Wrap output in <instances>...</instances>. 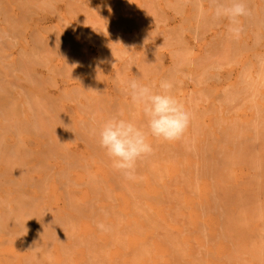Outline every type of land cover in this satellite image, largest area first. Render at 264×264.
<instances>
[{
    "label": "rangeland",
    "instance_id": "1",
    "mask_svg": "<svg viewBox=\"0 0 264 264\" xmlns=\"http://www.w3.org/2000/svg\"><path fill=\"white\" fill-rule=\"evenodd\" d=\"M246 2H247V7L250 9V15L241 18L243 31L239 38H235L231 36L227 31V26H228L227 20L216 21L213 19L211 15L212 9L214 7L213 0H0V160L3 162L5 161V163L0 162V176L3 175V177L2 176L0 177V184H1L0 187L2 186L6 188L5 190L4 188L2 189L0 188L1 189L0 196L3 199V201L4 199L6 201L9 200L5 203L6 206L5 208L3 204L4 202L2 203L1 202L2 199L0 198L1 207L4 209L3 211L2 208L0 207V214L2 212H4L3 214H5L6 212L7 215L9 214V209L13 208L15 211L12 209L10 215L14 214L15 216L17 214L15 217L12 215L15 219L17 216L20 215L19 214L20 212H22V214L25 215V212L16 209L18 208L17 204H15V202L13 201L14 199H12L13 197L15 198L16 196H18L20 192H22L21 190H23L21 195H23L24 193L26 197L23 195L24 196L23 199L20 198L21 200H23L24 203H22V201L21 202L19 201L20 202L19 203L18 202L19 198H17L18 205L22 206L21 204L23 205L26 204L25 201L29 203L30 202L29 200L24 199V198H28L29 195L30 196L29 198H31L30 200L32 201V203L30 202V204H28L30 207L28 208L26 204L27 207L22 206V208L23 207L24 209L28 208V210H26V213H29L28 212L29 210L31 213L32 209L33 211L39 209L35 213L37 214L39 213L40 215V216L39 215L35 216L36 214L32 212L31 214L34 213V215H32L31 218L30 217L31 214H29L30 220L32 221H34L36 217V221H35L36 223L29 221V218L27 220L25 219L27 223L25 220H24L25 222L22 221L23 224L20 225H24L25 223L26 227L23 226L24 227L23 229H25L26 231H22L21 230L22 227H20V225H17L18 221H20L21 223L22 214L20 215L21 218L18 217L19 218L17 219L18 221L15 222L12 221V223L9 221V218H7L9 222L8 221L6 222L7 220L6 218H5L6 220L3 219V222L2 220H0L1 224L5 222L4 224H2L3 228H5L4 226L5 224L7 226L6 230L5 229L1 230L2 232L0 234L1 235L3 234L4 237H7L6 234H10V236H12V237L8 236L10 239L8 237L4 239L3 235L2 237L0 236L1 237L0 239H3L4 241L6 240L5 242H7L5 243L3 241L1 243H4L5 244L4 246L8 247V249H6V247L3 248L4 246L0 243L1 244L0 255L2 254L5 255V253H7L5 256L7 255L11 256L13 254L12 259H10L11 257L9 258L6 257L5 259L4 255L0 256L2 257L0 258L1 260L0 264L1 263L4 264L5 261L7 263L11 261V263L9 264H12L14 261L17 260L16 258H18L19 260L21 258L18 264H25V262L28 261L29 256H30L29 257L30 261L27 263L32 264L33 260L31 259V257L35 259L36 257L39 256L38 255L39 252L40 255L42 256L41 252L45 250L46 247L47 249L46 251H44V255L46 253V256H48L51 253L50 251L53 250L52 253L53 252L54 253L52 256L53 258H55L57 257V250L56 249L54 250V244H57L58 247H61L58 248L59 252L62 251L64 252L66 249L70 251L72 249L70 253L73 252L74 255L78 253L76 254L77 259L83 254L84 249L86 251L87 248L91 247L89 244H91L92 247L94 245L92 249H89L90 251H88V249L86 251V253L90 252L92 255L91 254L89 255L92 257L93 254L96 253L95 251L97 249L96 248L94 250V248L100 246L98 244L100 243L99 239L96 236L99 233V229H97V226H95V224L98 222L96 218L100 220L99 222H106V225L111 226L110 229L116 227H124L123 225L129 223L134 224L135 228H141L144 225L145 226L148 225V222L151 218L150 214L152 212L151 210L150 211L148 210L147 212L149 214L148 215L146 214V211L144 212L143 210H147L145 208L146 205L147 208L150 209L149 203L151 197L153 196H151L150 193L144 194L143 190L145 192L146 191L149 192L148 187H149V181L151 180L152 183L154 181V183L156 182L155 185L159 186L161 184V180L168 179L170 177V173L172 171L167 173V170L169 171V169H171V166L173 165L171 164V162L174 163L173 157L175 161L178 159V161H176L175 164H177L178 162L179 166L181 165L180 171L182 172V170L185 169V168L182 169L183 163H186V161H190V160L196 162V166L197 167L199 166L197 169L203 168L206 170V168H204L205 164L201 165L202 162L205 161L204 163H206V160L208 162L210 160L211 162L212 159L214 158V161H212L214 165L212 164V162H211L212 165L209 164L210 162L208 163L213 168L215 165H217L216 161L219 158V156L217 155L218 151L219 152L221 151L222 153L219 154L220 158L222 157V155L223 158L230 156L229 153H232V151L234 152L235 149L236 150L234 152V155L235 153L237 155L240 153L239 151H237V149L243 151L241 152L243 156H245L243 154L244 151H247L245 152V154L248 152L251 154L256 153L257 156H261V157L263 156V158L261 157L259 158V160L261 159L260 161L258 159L254 160L258 158L256 155H254L256 158L252 156V158L250 159H253L254 157L253 161L251 160V162L249 161L250 162L249 164L246 163L244 165L243 163L245 160H242L243 157L240 156L241 158H239V155L238 156L236 155V157H238L239 160L243 161L242 162L243 165H241L240 161L236 162V159L238 158L236 159L233 158L235 156L231 154L233 159L230 158L231 156L228 157L227 159L230 158L232 162L228 163L226 167H225L226 163L222 164L228 171L230 170V166L233 167L235 166L237 168L236 174L230 171L233 174H235L233 182L229 180L232 179V177L231 178L228 177L229 179L226 178L227 176L226 174L229 175V172L225 173L227 170L224 172L225 174L222 172V176H219L221 172L219 171V169L216 170L217 166H215V168L212 170V168L209 167L207 163H206V167L211 168V169L207 168L208 173L202 169L201 170L199 169L200 173L201 174L205 173L206 177H203L204 176L203 174L200 175L199 171L196 172L197 174L194 173V175L196 174V176L193 175V177H196L195 179H197V175L199 173V175L201 176V179L199 178L200 176H198L199 180H207L206 178L208 179L211 178L209 179L211 183L213 182L215 183L220 180L219 182L220 184L222 181L221 179L225 177L226 180L228 179V181H226L223 178L224 182L226 181V183H223L224 185L226 184L225 186L226 188H228L229 186L232 187V185L236 186L233 189L228 188L229 191L231 189L230 193L232 192L233 194H235V191L237 189L241 191L240 192L236 191V193L241 194L242 190L246 189L242 193L243 198H246V195L250 196L249 194H252L251 190L254 188V186L255 188L256 186H258L256 192L254 190L255 188L253 189V192L256 193V194L253 193L255 196L260 195L261 192L264 193L262 190L259 189L261 187L259 186L260 184H262L263 187L261 188L264 189V184H263L264 176H262L261 179V175H264L263 172L264 168L263 169L260 168L261 170L259 169L257 170L255 168L257 164L264 165V160H263L264 159V126H263L264 110L261 111L263 116L261 115V112H259L258 110L261 109L259 108L261 104L262 106L264 104V95H261L264 92V66L262 65L264 62V43H263L264 14L260 15L264 12L261 11L262 9L261 6L262 7L264 6V0H260V1L246 0ZM202 9L203 12L201 11ZM257 12L259 13L260 17L263 16V18H261L262 22H259L260 19L258 18L259 16L257 15ZM254 14H256L257 17L254 16ZM257 18L259 20H257ZM256 36L258 39L262 38L260 39L261 41L259 40L260 43L257 42L258 39L255 40ZM253 40L258 44L256 45ZM251 43L255 44V48L254 45ZM258 62L261 63L259 64ZM253 67L257 69H254ZM261 67H263L262 71H261L262 69ZM245 68L248 69L245 70ZM250 68L251 70L249 72ZM244 70L245 71L248 70V72L245 73ZM255 70H257V72L261 71L263 73L260 72L261 74L260 73L258 74ZM242 71H244L243 73L246 76H248V79L244 75L243 80H241L243 76V75L240 76L242 74ZM245 78L249 80V82L252 81L250 79L253 78V81L255 79L254 85L252 81L251 84L252 86L247 85V83L246 86L245 83H243V81L244 82L247 81L245 80ZM132 79H137L142 83H148V84L155 83L157 85V88L161 80H165V79L171 80L174 84V90H173L174 94L181 102L184 103L185 107L191 114L190 125L182 139L175 142H165L162 140H156L155 138H151V142L153 145V153L138 164L136 179H135L136 182L134 180L131 181L126 180L121 174H119L117 171L113 169L111 161L106 156L105 151L99 147L98 139L93 134V130L98 128L99 125L105 119H107L111 115L118 114L121 112L123 113L124 117L127 119L133 118V120H135L139 124L146 123V120L142 112H140L131 103L130 97L127 96L123 90L125 86V82L130 81ZM256 86L257 88H255ZM253 89L256 90L258 89V90L254 91ZM232 92L233 94L234 93L235 94L233 95ZM227 93L232 94L231 96L233 98L229 97L230 99L227 100V95H228ZM253 97L256 99V101H254ZM252 98L254 103L256 102L255 103L256 108H257L256 104H258L257 113H256V108H254V106L252 108V103H251ZM248 100L251 101L249 102ZM247 101L248 104H246ZM246 105L251 106V108L249 107L247 108ZM239 106L241 107L238 108ZM262 109L264 108L262 107ZM258 113H260L261 117H258L260 116ZM255 115H257V117ZM257 121L260 122L259 123L260 125L263 124L262 125L263 128L261 127L258 128V126H256V128L254 127L256 124H258ZM252 124H254V126ZM229 127L231 130H229ZM260 129L262 132L260 131ZM240 131H241V135H238V132L240 134ZM240 136L241 138H238ZM225 137L229 138L230 140L229 139L228 140L230 142L226 140L224 141L223 139ZM213 138H215V140H213ZM220 140H222L221 143ZM232 140L234 141L237 140V141L232 142ZM196 146L199 147V150H197ZM227 146L229 147V149L226 150L225 148H228ZM203 149H204V153H203ZM211 149L212 152L210 153L211 154L213 153V155L210 156L212 157L207 155V152L210 151ZM193 150L196 151L195 155H193L194 152ZM15 151L17 152V155H15ZM174 153H176V156ZM249 153L248 155H251ZM188 155H191L190 156L191 159L188 158L189 157ZM194 156L195 157L197 156V159L194 158ZM16 157L18 158L16 159ZM180 157L181 159H179ZM182 157H186L188 159ZM205 157L207 158L206 160ZM248 157H245L246 160ZM223 158L221 161L224 162L225 159L223 160ZM165 159H168L166 161L169 162L168 163L164 162ZM182 159L183 161H181ZM203 159L204 161H202ZM233 160L235 161L233 162ZM7 161L13 163L14 167L19 165L20 167L17 166L18 169L24 171L26 170L28 171L30 169L32 170L34 169V167L37 168L36 165H39V167H41L40 165H43L42 166L43 168L42 167L39 168L41 170V173H39L40 171L39 169L38 171L36 170V172L34 169V172L32 171L30 172L32 175L30 173L24 175L23 172L22 177L25 176V178H23L25 179L23 182L21 176L20 178L19 176L18 177L15 176V174L18 173L16 172L17 169H15L16 173H13L14 167L12 169L13 172H11V169L10 170L7 169L11 173H8L7 170L5 173V169L9 168L10 166V164L9 166H7L8 165ZM235 162L238 164V166L237 164H235ZM95 163L97 164L94 165ZM218 163H222V162L219 161ZM165 164L167 165L166 167L169 168L166 169ZM253 164H255V166H253ZM13 165L11 164V166ZM147 165H149L150 167H147ZM222 165L220 167L221 171L224 169ZM250 166L252 169L250 168ZM95 167H99V168H96L97 169L96 170ZM259 167L260 166H257V168ZM152 168H154L153 170L154 174L151 173L153 172ZM158 168L160 171L158 170ZM239 168L241 170L243 169V172H245L246 175L245 174L243 175V172ZM253 168L256 169L255 172ZM2 170L4 172H2ZM79 170L81 172H79ZM163 170H164L163 173L165 174L162 173ZM186 170H184L185 173L182 174L183 176L188 175V171ZM248 170H249V174L251 173L250 174L251 176L248 175ZM99 171H101L100 174ZM213 171L215 173H217V171L220 172V174L219 173L217 174L218 175L217 179L215 178L216 175L214 176L215 173ZM82 172L84 176L81 175ZM96 172L98 174H95ZM143 172L146 174H144ZM189 172H190L189 174L192 175L191 171ZM20 173L21 172H19L17 175H20ZM103 173H105L108 177L110 176V179L107 176H105V174ZM66 174L68 175L66 176ZM210 174L213 175V177H211ZM254 174H255V178L257 176H260L261 180L259 181L257 179L259 181V184L257 185L258 181L255 179L254 183H252V187L251 184L248 187L247 185L249 184H246V181L249 180L248 183L249 182L251 183L252 182L251 179H253ZM46 175L47 176L49 175L48 177L51 178H53V176L55 177L52 180V179H48ZM34 176L36 177V179H38V180L35 179L36 181L33 180L35 182V185L41 186L40 184H43L44 187L46 185L45 191L43 190L45 189L43 187L42 189L43 191L40 190V192H38L39 187L35 189L34 185H33L34 187L30 185L31 183H33V181L30 183V180H32L31 178H35ZM42 176H45V178H43ZM80 176H82L81 177L82 179L79 178ZM154 176H156L155 178L157 180L154 179ZM243 176H246V178L248 179H246ZM5 177L9 179L12 178L13 180L14 179L16 180L18 178L19 180V181L17 180L18 185L21 181L25 183L26 180L30 179L28 181L30 184H28V182L26 181V188H25V184L23 185V183L22 185H20L21 188H19V186L16 185H15L16 187L14 186L15 187L14 188L13 184L16 182L14 181L13 184L11 182V186H10V182L8 183L9 179H6ZM63 177L65 178V180L63 179ZM67 177H70L69 180ZM96 177L98 181H96ZM105 177L107 179H105ZM112 177L114 181L111 180ZM141 177L144 179L143 183H145L143 186L142 183L141 185L139 183L140 181H143ZM186 177L187 176H185V178ZM158 178L161 179L159 180V182H157ZM39 179L41 180V183L37 184L36 182L39 183ZM88 179H94L95 184L93 181V186H92L91 180L89 181ZM103 179L104 181L106 180L105 181L106 184L103 181ZM108 179L110 183H108L109 182ZM63 180L65 182L66 180L70 181L67 182L68 186L67 184L65 185L63 184L64 182ZM145 180L147 182H145ZM115 181H117V183ZM236 181H238V183ZM239 181L243 182L242 185L240 184ZM244 181H245V185H243ZM4 182H7V184H5ZM125 182L127 183V185L130 184L132 187L129 185L131 187L130 188L126 185L127 189L124 188L125 187L124 185L126 184ZM231 182L233 184H230ZM86 183L88 185H86ZM111 183L112 185L110 186ZM215 184L217 187L218 186L217 183ZM238 184H240V186ZM54 186L56 187L54 188ZM122 186L124 189H126V192L124 193L125 196L122 195L124 189L123 188L121 189L122 192L120 190V187ZM141 186L143 189L139 190ZM220 186L221 185L217 187L219 188V190H220ZM242 186L243 189L241 188ZM84 187H86L88 191L87 189H84ZM92 187H94V190L93 189L91 190ZM99 187L100 190H105L106 192L104 191L105 192L104 193L103 191H99L100 194L96 192V190L98 191ZM110 187L111 188L113 187L114 189L112 188V190L115 191H117L118 189L122 194L118 193L119 192L118 191L116 192L117 194L115 197L114 196L115 193L114 191L111 190ZM134 187L137 188L136 189L137 191L133 190ZM128 188H130L131 190ZM247 188H251L250 190L251 193L248 189L249 194H247L248 193ZM14 189H17L16 191H18L19 193H17ZM80 189L83 190L81 191ZM216 189H214V191ZM64 190L66 191L68 190L67 191L68 195H65L66 192H64ZM129 190L133 194L135 193V191L136 193L132 196ZM258 190H260L259 194H257ZM49 191H51L50 194ZM92 191L95 192L91 193ZM163 191L166 193V190L164 188ZM214 191L212 188V193L215 194V196H212L213 200L215 197L217 198L216 193ZM6 192L11 193L10 195L13 194V196L10 197L9 195L7 199L6 194L9 193ZM43 192L45 194L47 193V195L45 194L42 195ZM56 192L59 194H57ZM216 192L219 193L218 190H216ZM244 192L246 193V195L244 194ZM93 194L95 195L93 196ZM107 194H109L111 197L108 196ZM136 194L138 195L137 199L135 196ZM21 195L18 197H21ZM32 195H35L33 196L35 198L39 197V199L37 200L39 202H35L37 198L33 199ZM44 195L46 198L44 197ZM70 195L71 198L73 195V198L75 199L72 198V201H70L71 199L67 198V200L70 199L69 203L71 202L73 204V202L75 203L78 202L79 204L74 203L72 205L70 203L72 207H69L70 204L67 203V200H65L66 201L65 202L64 199H66V196H70ZM74 195L77 196L74 197ZM96 195H98L99 197H97ZM144 195H147V197L150 196L151 197L147 199V197L145 198ZM254 195L251 196H253L254 199H259L260 196L258 197L256 196L255 198ZM262 195L260 199L257 200V201L262 200V202L260 201L259 206L262 204L264 205L263 202L264 196ZM85 196L87 198H85ZM218 196L220 197V195ZM242 196L238 195L235 197H237L238 199V197H242ZM40 197L42 199L44 198L45 202L48 199L47 202L43 203L44 200H41ZM48 197L51 198L49 199ZM82 197L85 200V203L83 202L84 200H82ZM106 198H108L107 201ZM126 198H128L127 199L128 201H126ZM129 198L133 199L134 202ZM142 198L147 202L145 203V201ZM216 198L215 200H217ZM252 198L250 200H252ZM97 199L99 201H97ZM254 199L252 201L253 203H256L257 201L255 200L256 201L255 202ZM10 200H12L13 202ZM40 200L43 202H40ZM80 200H82L83 203L82 206H84L85 204L86 207L89 206V203H93L95 201L97 202L98 205L101 204V208L103 210L101 211L97 210L101 208L100 206L98 207V205H96L95 202L93 203V205L94 206L96 205L97 208L94 207L93 205H90L92 207L90 208L88 207V209H86L88 210L87 212L86 210L84 211L80 210L81 208L79 207L81 202ZM139 200L141 201V204L139 203ZM243 200H245L246 203L247 199H242L241 202ZM105 201L107 204L108 202L110 204L108 205L102 204L103 202L105 203ZM34 202L38 205H34ZM48 202L50 205H52V206L49 205L50 209L48 206ZM248 202L249 204L251 203V201ZM65 203H67L68 206ZM126 203L128 204L127 208L131 206L129 210L125 208L127 206ZM142 203L145 205V206L143 205L144 206L143 208L145 209L142 208L143 210L141 212V210L139 209L141 208ZM32 204L36 207L31 206ZM113 204L121 207L116 208V206ZM59 205L62 207L61 210H59L61 208L59 207ZM134 205L136 206L139 205V206L135 208ZM42 206L44 207L43 209L40 210ZM107 206H109V208ZM111 206H113V208H110ZM232 206L233 205L230 203L229 207ZM250 206L253 207L252 204ZM51 207L52 208L54 207L55 209L58 210L54 211V208L52 209ZM122 207L126 209L125 210L123 208L125 213L123 210L122 213L120 212L121 211L120 209H122ZM254 207H256V205ZM44 208H46V210L48 208V212L50 211L49 218L48 216H46V214H44L43 212ZM92 208H94L95 211L97 210L94 213V215H92L94 212ZM114 208H116V210ZM51 209L53 212L51 211ZM112 209L114 210L115 216L114 213H109L110 211H112ZM136 210L140 211L141 212L140 214H145V216L144 215L141 216L140 214L138 215L139 212H137ZM12 211L14 212L12 213ZM77 212L80 213L81 218H83V216L85 217L87 216V217L86 218L84 217L82 221L81 219L78 218L79 215ZM129 212L133 214L131 215L130 213L129 215ZM96 213L97 215H95ZM104 213H106L107 215ZM119 213L122 216V219L119 218L120 217ZM123 213L126 214L128 218L127 217L124 218ZM68 214L71 216L70 217L71 219H73L74 221L79 220L81 224L77 221L79 223L77 224L78 226L77 227L75 224L76 222L75 223H72L73 221L70 222L71 219L69 217H66L68 216ZM98 214L100 215L98 216ZM26 215L24 217H26ZM64 215L66 219L61 218ZM147 215L150 218L146 217ZM51 216L53 217L52 219L50 218ZM72 216L74 218H72ZM88 216L91 218L89 219ZM111 216H113L112 217L113 219L111 218ZM133 216L135 219L133 218ZM138 216L140 222L136 218ZM4 217L6 216L4 215ZM140 217L143 221H141ZM142 217H145V220L147 219L148 220L145 221L144 218ZM39 218L41 221L39 220ZM57 218L58 220H60L59 218H61L65 222L68 220V223L66 222L65 224L64 222V225L67 226V229H65L66 227L64 228L63 225V229L65 230L60 231V233L62 232L64 233L65 231V234L67 233L69 234L70 232L73 233L79 230L76 233V235L77 237L79 236L78 238H80L83 233V237L81 239L82 241H85V237L87 236V234L90 233L89 237L87 236L88 239L86 238L85 241L86 243L90 239L89 241L90 243L87 242L89 244H86L85 246V243L81 242V240H79L78 238H72V237H76V235L72 236V234H69L72 236V237L70 236L72 239L68 236V238H70L69 241V239H67L68 234L65 235L62 233L65 236L64 238H66L68 241L67 242L66 239L64 238H61L59 240L61 243L63 239L65 240V243L63 242L64 247L65 244L66 245L69 244L68 245L69 247L68 246L66 247L70 248L74 245L73 248L74 249L76 248L75 251L73 248L65 249L63 247V243L60 244L59 241L58 242L56 241V239L58 240V237L63 236L58 232L59 230L62 229L61 223L63 224V221L60 220L61 223L60 221H58L59 224L61 225L60 226L57 220L55 221V219ZM93 218H95L94 221L92 220ZM129 218L134 219L133 220L134 222H131L132 220L131 221L128 220ZM46 220H48L49 228L47 226ZM108 220L109 221L113 220L111 222L112 224H107L109 222ZM38 222L40 224H38ZM89 222L92 225L91 224L88 225ZM93 222H95V224H93ZM121 222L122 224L123 223L125 224L122 225L120 224ZM41 223L44 225L43 228L47 226L46 228H48L47 229L48 231L46 230V228L45 229L42 228ZM142 223L144 224L142 225ZM31 224L33 227L31 226ZM74 224L76 227L74 226ZM28 225L30 227H28ZM36 225H38V227ZM79 225L85 228L83 229L79 227ZM113 225L116 226L113 227ZM35 226L37 227V229ZM40 227L43 230L42 233L41 232L39 233V231L41 230ZM54 227L55 228L58 227L59 230L58 228H56L57 230L54 229ZM68 227L70 230L72 228L74 229L70 231ZM133 227L131 225V227L129 228H133ZM17 228H19V230H17ZM32 228H34V230H32ZM50 228L51 230L53 228L52 233L49 230ZM86 229L87 230L91 229V230L88 232ZM20 230L24 233H22ZM55 230L56 232L59 233L60 236L57 235L58 237L56 236V238L53 239V237H55L56 235V234H54V236L52 235L53 233H55L53 232ZM3 231L5 232L3 233ZM6 231L7 232L10 231L12 234L10 232L6 233ZM18 231L21 232L20 233L21 235L19 234ZM92 232L95 233L94 236H92L94 234ZM15 233L19 234L20 236H25L26 238L24 237L19 238L20 236L15 235ZM50 233L53 237L50 236ZM41 234L44 237L48 234L49 237H51V239L53 240L52 241L53 243L51 242L49 237L48 240H45V238L44 240L43 238L41 239ZM33 236L34 239H32ZM30 237L32 240H30ZM93 237L96 238L94 242H93ZM37 239L39 241L45 242V244L40 243V244H44V248L41 247L42 245L41 246L36 245L38 242ZM11 240L13 241L11 242ZM49 240L52 243V248H50L51 243L49 242L50 250L48 249L49 244L48 245L46 244V242ZM34 241L36 242V244ZM23 242L24 243L30 242L29 244H31V242L32 243L34 242L35 244L34 247L36 249L40 247V250H38L39 252L36 250V253L38 252L37 253L38 256L35 257L36 253L32 251V250L35 251V248H33L32 246L33 244L31 245L32 247H30V245L26 243L30 247L29 250V247L27 249L26 248L27 246L25 245H24L25 248L22 247ZM74 242L76 244H74ZM91 242H93V244ZM17 243L19 244L18 247L20 249L18 247L14 248V245L17 246ZM71 243L73 245H71ZM81 244L82 246H80ZM87 245L90 247H88ZM3 250H6V252H4ZM9 250L10 251L13 250L14 252L13 253L11 252V255H9L10 254ZM19 250L22 252H20ZM48 250L49 253L47 252ZM91 250L95 253H92ZM17 251L18 253L20 252L22 256L24 255L25 256L21 257L20 254L18 253L16 254L15 252ZM23 251L26 252V254ZM31 251L33 253H31ZM64 255H67V253ZM89 255L87 256V258L90 257ZM41 256H39V259L36 260H39L40 264H41V260H43V264H44V259L42 258L43 256L42 257ZM52 256L50 254L49 258H52ZM13 257H15L14 261H12ZM40 257L42 259H40ZM84 258L85 255H83L82 258L80 257L78 259V260L81 259L82 261L79 264L95 263L94 260L92 261L91 258L90 259L88 258L89 261L85 262V260L87 259L84 260ZM17 261L15 262V264L17 263ZM39 261L37 263L33 262V264H38Z\"/></svg>",
    "mask_w": 264,
    "mask_h": 264
},
{
    "label": "bare ground",
    "instance_id": "2",
    "mask_svg": "<svg viewBox=\"0 0 264 264\" xmlns=\"http://www.w3.org/2000/svg\"><path fill=\"white\" fill-rule=\"evenodd\" d=\"M260 1V0H259ZM260 5V4H259ZM264 7V6H263ZM262 6H261V11L263 12L264 10V8H263ZM264 14V12L262 13V14H260V15H263ZM257 15L259 16V13L257 12ZM254 16H256V14H254ZM257 17V16H256ZM259 19H260V21L259 22H262L261 21V18H263V16L262 17H258ZM257 18V20H259ZM256 20V21H257ZM263 24V23H262ZM253 38H255V37H253ZM258 38H257V36H256V39L255 40H257ZM260 39H262V38H260ZM260 39H258L257 40V42H259V40ZM254 41V40H253ZM261 41V40H260ZM257 42H255L254 41V43L257 45L258 43ZM254 43H251V44H253L254 45V48H255V44ZM260 43V42H259ZM264 43V42H263ZM257 50V49H256ZM242 52V51H241ZM257 52V51H256ZM259 56V55H258ZM259 63V62H258ZM261 63V62H260ZM259 63V64H260ZM263 66H264V62H263V64H262ZM253 66V65H252ZM260 66V65H259ZM255 67V66H254ZM253 67V68H254ZM249 68V67H248ZM248 68H245V70L246 69H248ZM262 68V69H261ZM260 69H261V71L263 70V67H261ZM254 69H257V68H254ZM244 70V71H245ZM250 70H251V68L249 69V72H250ZM244 71H242V74L240 75V76H242V79L241 80H243V78H244ZM256 72H257V70H255ZM259 71V70H258ZM260 71V72H261ZM246 72H248V70L247 71H245V73ZM255 72V73H256ZM260 72H257L258 74L260 73ZM261 73H263V72H261ZM260 73V74H261ZM245 77L248 79V76H246L245 75ZM245 78V80H247ZM250 78V77H249ZM250 80H252L253 81V78L252 79H250ZM248 81V82H247ZM247 81H243V83H245V85H246V83H247V85H251L252 84V81H250L249 82V80H247ZM254 82H255V79H254V81H253V85H254ZM248 83H250V84H248ZM242 84V83H241ZM243 85V84H242ZM246 85V86H247ZM252 86V85H251ZM250 86V87H251ZM246 88H248V87H246ZM252 88V87H251ZM251 88H250V90H251ZM255 88H257V86L255 87ZM243 89V88H242ZM226 90H228V89H226ZM254 91H257L256 89H253ZM244 91H245V89H244ZM228 92V91H227ZM241 92V91H240ZM262 92V91H261ZM260 92V93H261ZM236 93H237V91H236ZM242 93V92H241ZM240 93V94H241ZM244 93V92H243ZM254 93V92H253ZM228 95H227V100L228 99H230L232 96V94H233V92H232V94H230V93H227ZM235 94V93H234ZM233 94V95H234ZM245 94V93H244ZM239 95V94H238ZM253 95H255V94H253ZM261 95H264V92H263V94H261ZM230 97V98H229ZM258 97V96H257ZM256 97V98H257ZM260 97V96H259ZM233 98V97H232ZM235 98V97H234ZM254 98V97H253ZM253 98H252V101H253ZM261 98H262V96H261ZM250 99V98H249ZM232 100V99H231ZM259 100V99H258ZM190 101V100H189ZM246 101V100H245ZM249 101V100H248ZM248 101H247V103L246 104H248ZM251 101V100H250ZM249 101V102H250ZM251 101V103H252V108H253V106H254V108H256L255 107V103H254V101H256V99L254 98V101L252 102ZM189 103V102H188ZM253 103H254V105H253ZM262 103V102H261ZM226 104V103H225ZM229 104V103H228ZM250 104V103H249ZM260 104V103H259ZM231 105H232V103H231ZM251 105V104H250ZM247 106V105H246ZM256 106H257V108H258V104H256ZM261 106H262V104H261ZM259 107V108H261V109H258L259 110V112H261L262 110H264V109H262V107L264 108V104H263V106L262 107ZM232 107V106H231ZM241 106H239L238 108H240ZM251 108V106H247V108ZM237 108V109H238ZM257 108H256V113H257ZM231 110V109H230ZM239 110V109H238ZM251 110V109H250ZM128 111H129V109H128ZM200 111V110H199ZM246 111V110H245ZM131 112V111H130ZM254 112V111H253ZM246 113V112H245ZM259 115H260V113H258ZM257 114V115H258ZM134 115V114H133ZM251 115V114H250ZM257 115H255L256 117H257ZM261 115H262V112H261ZM261 115L260 116H258V117H261ZM264 115V114H263ZM262 115V116H263ZM32 117V116H31ZM30 117V118H31ZM196 117V116H195ZM251 117H253V116H251ZM255 117V118H256ZM193 118V117H192ZM232 118V117H231ZM234 118V117H233ZM254 118V119H255ZM133 119V118H132ZM232 120V119H231ZM263 121H264V118H263ZM235 122V121H234ZM233 122V123H234ZM258 122V121H257ZM256 122V123H257ZM193 123V122H192ZM260 122H258V124H259ZM39 124V123H38ZM258 124H256L255 126H254V124H252L255 128H256V126H258V128L259 127H261V128H263V126L262 125H258ZM31 126V125H30ZM232 127V126H231ZM236 127V126H235ZM28 128V127H27ZM225 129V128H224ZM233 129V128H232ZM235 129V128H234ZM228 130V129H227ZM226 130V131H227ZM229 130H231L230 129V127H229ZM225 131V132H226ZM237 131V130H236ZM260 131H261V129H260ZM195 132V131H194ZM224 132V131H223ZM228 132V131H227ZM226 132V133H227ZM262 132V131H261ZM225 133V134H226ZM197 135V134H196ZM222 135V134H221ZM227 135V134H226ZM232 135H233V133H232ZM238 135H241V131H240V134H239V132H238ZM228 136V135H227ZM243 137H244V135H243ZM245 137H246V135H245ZM263 137V136H262ZM222 138V137H221ZM231 138V137H230ZM238 138H241V136L240 137H238ZM229 138H227V137H225L223 140L225 141H229L228 140ZM213 140H215V138H213ZM245 140V139H244ZM234 140H232V142H233ZM237 141V140H236ZM236 141H234V142H236ZM214 142V141H213ZM222 142V140H220V143ZM230 142V141H229ZM220 143H218V144H220ZM224 143H226V142H224ZM224 145V144H223ZM240 145H241V143H240ZM233 146V145H232ZM209 147H210V145H209ZM219 147V146H218ZM228 147V146H227ZM196 148H197V150H199V147H197L196 146ZM196 148H195V150H196ZM204 148H206V147H204ZM212 148V147H211ZM190 149V148H189ZM201 149H202V147H201ZM219 149V148H218ZM226 150L227 149H229V147L228 148H225ZM235 149V148H234ZM195 150H193L194 152H193V155H195L196 154V151ZM206 150H209V149H206ZM232 150V149H231ZM236 150V149H235ZM235 150H234V152H235ZM241 150H243V149H241ZM190 151V150H189ZM202 151V150H201ZM237 151H239L240 153L238 154L239 155V158H241L240 156H242L243 157V159L242 160H245L244 161V165L246 164V163H250L251 162V160L253 161V159H254V155H256V153L255 154H251V153H249V154H251V155H248V153H246L245 154V152H247V151H244V155L245 156H243L242 155V153L241 152H243V151H240V150H238L237 149ZM162 152V151H161ZM199 152V151H198ZM207 152V151H206ZM205 152V153H206ZM210 152H212V149L210 150V151H208L207 152V155H213V153L211 154ZM217 152V151H216ZM223 152V151H222ZM224 152H225V150H224ZM228 152V151H227ZM231 152V151H230ZM234 152L232 151V153H229V155L231 156V154L233 155V156H235V157H233V158H238V157H236V153H235V155H234ZM203 153H204V149H203ZM208 153H210V154H208ZM221 153V151L219 152H217V155L219 156V158H220V154ZM238 153V152H237ZM175 154V156H176V153H174ZM181 154V153H180ZM222 154V153H221ZM224 154V153H223ZM227 154V153H226ZM15 155H17V152L15 151ZM179 155V154H178ZM177 155V156H178ZM200 155V154H199ZM237 155V156H238ZM173 156V155H172ZM189 157L188 158H190L191 159V155H188ZM198 156V155H197ZM197 156L195 157L194 156V158H196L197 159ZM202 156H204V155H202ZM209 156H207V157H209ZM227 156V155H226ZM230 156H228V157H230ZM249 156V157H248ZM252 156H254L253 157V159H250V158H252ZM257 156V155H256ZM2 157V156H1ZM26 157V156H25ZM179 157V156H178ZM187 157V156H186ZM186 157H182V158H185V159H188V158H186ZM210 157H212V156H210ZM214 157V156H213ZM228 157H225V158H223V155H222V157L220 158V160H219V158H218V160L216 161V163H217V165H215V166H217L216 167V170H218L219 169V171L221 172V174H220V172L219 171H217V173H215L214 171V176H215V178L217 179V177H218V173L220 174L219 176H222V172L224 173L227 169L225 168L226 166H227V164L228 163H230V162H232V160L230 159V158H232V156L229 158V159H227ZM245 157H248L247 158V160H246V158ZM258 158H256V159H254V160H259V158L261 157V156H257ZM18 157H16V159H17ZM202 158V157H201ZM222 158H223V160L225 159V161L223 162V161H221L222 160ZM232 158V159H233ZM239 158L238 159H236V162H238V161H240L241 162V165H243L242 164V162L243 161H241V160H239ZM261 158H263V156L261 157ZM108 159V158H107ZM177 159V158H176ZM179 159H181V157L179 158ZM185 159H184V161H185ZM189 159V160H190ZM193 159V158H192ZM207 158L205 157V160H206ZM209 159V158H208ZM210 159H212V158H210ZM6 160V159H5ZM166 160H168V159H165V161L164 162H166V163H168L169 161H166ZM170 160V159H169ZM171 160H172V158H171ZM194 160V159H193ZM261 160V159H260ZM259 160V161H260ZM264 160V159H263ZM151 161V160H150ZM173 161H174V163L173 162H171V164H173L172 166H171V169H169V171L167 170V173L168 172H171L170 173V177L168 178V176H167V178L168 179H164V180H161L160 178H158V181L157 182H159V180H161V186L159 185V186H156L155 184H156V182L154 183V181H153V183L151 182V181H149V192L148 191H144L143 190V193L145 194H147V193H150V195L151 196H153V197H151V199H150V203H149V208L150 209H148L147 208V205L145 206L143 203H142V206H141V208L139 209V210H141V212H142V210L143 209H147V210H143L144 212L146 211V214H148L147 212H148V210L150 211L151 210V212H149V213H151L150 214V217L147 215L146 217H149L150 218V220H149V222H148V225H144V226H142L141 228H135V225L134 224H132V223H129V224H125V223H123V224H125V225H123L122 224V222L120 223V224H122L124 227H116V228H113V229H111L110 231H108V232H101L100 230H99V233H98V235H96L97 237H98V239H99V242L100 243H98V242H96V243H98L99 245H97V246H99V247H95L94 248V250L96 249V253L95 252H93L92 250V253H95V254H93V256L92 257H94V258H92L89 254H91L90 252H87L86 253V251H87V249H88V251H90L89 249H92L93 247H94V245H93V247H92V245L91 244H89L90 242V239H89V241H87V242H89V243H85V241H86V238H87V236L89 237V234H87V236H86V234H85V241H82L81 239H82V237H83V233H82V236H81V233H80V238H78L77 237V235H76V233L79 231H77V232H73V233H69V234H72V236H75L76 235V237H72L71 235H69L68 233V235L67 234H65V231H64V233L63 234H65V235H67V239H69V241H70V238L72 237V238H78L79 240H81V242H84L85 243V246H86V244H89L90 246H88V247H90V248H87L86 249V251H85V249L84 248H82V249H84V252H83V254L80 256L81 258H82V256L83 255H85V258H84V260L85 259H87V260H85V262H87V261H89V259L91 258L92 259V261L94 260V264H264V205L262 204V205H260L259 206V204H260V201L262 202V200H260V201H257V200H259L260 199V197H261V195L262 196H264V193H262L261 192V194L260 195H258V196H260L259 197V199H254V197L253 196H251V195H254V194H256V193H254L253 192V189L255 188V186H254V188L251 190V188H247V192H248V189H249V191L251 190L252 191V194H249V192L247 193V194H249L250 196H248V195H246V193L244 192V194L246 195V198H243V196H242V193H243V191H245L246 189V187L248 186H250V184H251V187H252V183H254V180L256 179H258L259 181L262 179V176H264V175H261V179H260V176H257L256 178H255V174H254V177H253V179H251V183L249 182L248 183V181H246V184H249V185H247L244 189L245 190H242V192H241V194L240 193H236V191L238 192H240L241 190H237L236 189V191H235V194H233L232 192L230 193V191H231V189H233V188H235L236 186H233L232 185V187L231 186H229L228 188H231L230 189V191L228 190V188H226L225 186H226V184L224 185L223 183H226V181H228V179L229 178H231L232 177V179H229V180H231L232 182H233V179H234V175L236 174V172H237V168L234 166H230V170L228 171H226L225 173H228L229 172V175L228 174H226L227 176H226V178H228L227 180L225 179V177H223L226 181L224 182V180H223V178L221 179L222 181H221V184L219 183L220 182V180L218 181V182H215V183H217V185L219 186V185H221L220 186V190H219V188H217L216 187V184L213 182V183H211L210 181H209V179H211V178H206L207 180H199V178L201 179V176L200 175H202L201 173H200V170L202 169V170H204L205 172H207V168H209V167H211L212 168V166H210V165H214V163L212 162V161H214V158L212 159V164H211V162H210V160H209V162L206 160V163L209 165V167H206V163H204L205 161H204V159L202 160V161H204V162H202V164L201 165H203V164H205L204 165V168H206V170L205 169H203V168H199V169H197L198 167L196 166V162L194 161H186V163H183V165H182V169L183 168H185L184 170H186V171H188V175H185V176H187L186 178H185V176H183L182 174L183 173H185L184 172V170H182V172L180 171V166H179V164H178V162H177V164H175L176 163V161H178V159L175 161L174 160V157H173ZM180 161V160H179ZM181 161H183V159L181 160ZM197 161V160H196ZM222 162V163H218V162ZM235 160H233V162H234ZM250 161V162H249ZM0 162H3V161H1L0 160ZM10 161H7V166H9V164H10V166H11V164L13 165V163H9ZM97 162V161H96ZM110 162V161H109ZM235 162V164H237ZM240 162H239V164H240ZM3 163H5V161L3 162ZM180 163V162H179ZM215 163V164H216ZM226 163V165H225V167H224V165H222V164H225ZM17 164V163H16ZM39 164H42V163H39ZM97 163H95L94 165H96ZM150 164H151V162H150ZM170 164V163H169ZM181 164V163H180ZM198 164H199V162H198ZM218 164H219V166H218ZM222 165V167H224V169L221 171V169H220V167H221V165ZM233 164V163H232ZM146 165V164H145ZM240 165V166H241ZM10 166H9V168H6L5 169V173H6V170L7 169H11V172H13L12 171V169H13V167H14V165L13 166H11V168H10ZM18 167H20L19 165H17ZM17 166H15L14 167V172L13 173H16V172H21L20 173V175H17L18 173H16L15 174V176L16 177H18L19 176V178H20V176H21V178L23 179V178H25V176L24 175H26V174H28V173H30L31 171L32 172H34V169H35V172H36V170L38 171V169L39 168H41L43 165H40L41 167H39V165H36V167L37 168H35L34 167V169H30V170H26V171H24V170H20V169H18V167ZM35 166V165H34ZM98 166H99V164H98ZM101 166V165H100ZM167 165L165 164V167H166ZM215 166L212 168V170L215 168ZM237 166H238V164H237ZM239 166V167H240ZM253 166H255V164H253ZM257 166H260L259 168H257ZM257 166H255V168L258 170H261V169H263L264 168V165L262 164H257ZM33 167V166H32ZM91 167V166H90ZM147 167H150L149 165H147ZM201 167H203V166H201ZM229 167V166H228ZM227 167V168H228ZM233 167V168H232ZM245 167H247V166H245ZM43 168V167H42ZM93 168V167H92ZM96 168H99V167H95V169ZM167 168H169V167H166V169ZM211 168H209V169H211ZM241 168V167H240ZM239 168V169H240ZM249 168V167H248ZM250 168H251V166H250ZM261 168V169H260ZM15 169H17V171L15 172ZM101 169V168H100ZM147 169V168H146ZM150 169V168H149ZM156 169V168H155ZM165 169V170H166ZM229 169V168H228ZM252 169V168H251ZM256 169H254L253 168V170H254V172H255V170ZM9 170H7L8 171V173H11V172H9ZM18 170H20V171H18ZM40 170V169H39ZM97 170V169H96ZM99 170V169H98ZM104 170V169H103ZM154 170V168H152V171ZM158 170H159V168H158ZM212 170H211V172H212ZM241 170V169H240ZM245 170H247V169H245ZM106 171V170H105ZM144 171V170H143ZM150 171V170H149ZM160 171V170H159ZM189 171H191V173H192V175H190L189 173ZM197 171H199V173H200V175H199V173H198V175H197V179H195L196 177H193V175H194V173H196ZM203 171V172H204ZM230 171H232L233 173H235V174H233L232 172H230ZM242 172H243V169L241 170ZM2 172H4L3 170H2ZM23 172H24V177H22V174H23ZM79 172H81L80 170H79ZM95 172V171H94ZM98 172V171H97ZM95 173V174H98V173ZM104 172V171H103ZM151 172V171H150ZM164 172V170L162 171V173ZM180 172H181V174H180ZM210 172V171H209ZM263 172H264V170H263ZM39 173H41V170L39 171ZM78 173V172H77ZM93 173V172H92ZM101 173V171H99V174ZM144 173V172H143ZM152 174H154V171L153 172H151ZM187 173V172H186ZM208 173V172H207ZM224 173V174H225ZM230 173H232V174H230ZM241 173V172H240ZM257 173V172H256ZM258 173H259V171H258ZM257 173V174H258ZM31 174V173H30ZM94 174V175H95ZM103 174H105V173H103ZM109 174V173H108ZM117 174V173H116ZM144 174H146V173H144ZM143 174V175H144ZM157 174V173H156ZM155 174V175H156ZM163 174H165V173H163ZM197 174V173H196ZM196 174L194 175V176H196ZM212 174V173H211ZM210 174V175H211ZM223 174V175H224ZM245 174V172H243V175ZM251 174V173H250ZM249 174V170H248V175H250ZM13 175V174H12ZM32 175V174H31ZM34 175V174H33ZM68 174H66V176H67ZM71 175V174H70ZM80 175V174H79ZM81 175L82 176H84L83 175V172L81 173ZM90 175V174H89ZM161 175V174H160ZM167 175H169V174H167ZM180 175H181V178H180ZM204 176L203 177H206V175H205V173L203 174ZM233 175V176H232ZM241 175V174H240ZM246 175V174H245ZM2 177H3V175H1ZM0 176V177H1ZM4 176H6V175H4ZM36 176V175H35ZM34 176V177H35ZM47 176V175H46ZM49 176V175H48ZM47 176V178L48 179H52L53 180V178L55 177V176H53V178H51V177H48ZM64 176V175H63ZM66 176H65V178H66ZM82 176H80L79 178H81ZM93 176V175H92ZM92 176H90V177H92ZM103 176V175H102ZM105 176H107L106 174H105ZM146 176V175H145ZM144 176V177H145ZM149 176V175H148ZM198 176H200L199 178H198ZM237 176V175H236ZM239 176V175H238ZM251 176V175H250ZM249 176V177H250ZM10 177V176H9ZM27 177V176H26ZM30 177H32V176H30ZM29 177V178H30ZM37 177H39V176H37ZM43 178H45V176H42ZM57 177V176H56ZM88 177V176H87ZM108 177V176H107ZM115 177H117V176H115ZM156 176H154V179H156L155 178ZM162 177V176H161ZM164 177H165V175H164ZM207 177H210V176H207ZM211 177H213V175H211ZM243 177H245L246 178V176H243ZM6 178V177H5ZM46 178V179H47ZM65 178L63 177V179L65 180ZM68 178V180H69V178L70 177H67ZM72 178V177H71ZM109 179H110V176L108 177ZM147 178V177H146ZM149 178V177H148ZM151 178V177H150ZM153 178V177H152ZM6 179H9V178H6ZM12 178H10L9 180H11ZM27 179V178H26ZM32 180H30V179H28V180H26L27 182L30 180V183L33 181V180H35L36 179V177L35 178H31ZM62 179V178H61ZM60 179V180H61ZM82 179V178H81ZM86 179V178H85ZM105 179H107L106 177H105ZM109 179H108V181H109ZM141 179H143L142 177H141ZM219 179V178H218ZM246 179H248V178H246ZM5 180V179H4ZM8 180V183L10 182V186H11V182H12V184L14 183V181L16 182V183H14L13 184V187L16 185V186H19V188H21L20 187V185H22V183L24 182V180L25 179H23L20 183H19V185H18V182H17V180H18V178L15 180H11V181H9ZM36 180H38V179H36ZM35 180V181H36ZM52 180H51V182H52ZM63 180V181H64ZM89 181L91 180V185L93 186V181H94V179H88ZM112 181H114L113 180V177H112V179H111ZM157 180V179H156ZM241 180V179H240ZM257 180V181H258ZM3 181V180H2ZM6 181V180H5ZM19 181V180H18ZM26 181H25V183H23V185L25 184V188H26ZM50 181V180H49ZM48 181V182H49ZM70 181H71V179H70ZM70 181H67L66 180V182L64 181L63 182V184L65 185V184H67V186H68V183L67 182H70ZM84 181V180H83ZM96 181H98V179H97V177H96ZM102 181V180H101ZM103 181H104V179H103ZM102 181V182H103ZM106 181V180H105ZM104 181V182H105ZM119 181V180H118ZM135 181V180H134ZM212 181H213V179H212ZM242 181H243V179H242ZM245 181H244V184L243 185H245ZM259 181L257 182V185L259 184ZM263 181H264V179H263ZM50 182V183H51ZM116 183H117V181H115ZM123 182V181H122ZM136 182V181H135ZM144 182V179H143V181H140L139 183H140V185H141V183H142V186L145 184V183H143ZM145 182H147L146 180H145ZM230 182V181H229ZM230 183V184H233V183ZM237 183H238V181H236ZM240 182V181H239ZM256 182V181H255ZM262 182V181H261ZM5 184H7V182H4ZM3 183V184H4ZM29 182H28V184H30ZM37 184H40L41 183V180L39 179V183L38 182H36ZM43 183V182H42ZM49 183V184H50ZM57 183H58V181H57ZM62 183V182H61ZM85 183V182H84ZM96 183H98V182H96ZM108 183H110V181L108 182ZM126 183V182H125ZM130 183V182H129ZM228 183V182H227ZM242 183L243 182H240V184L242 185ZM27 184V185H28ZM48 184V185H49ZM53 184V183H52ZM56 184V183H55ZM94 184H95V181H94ZM105 184H106V182H105ZM131 184H132V182H131ZM213 184H215V185H213ZM235 184V183H234ZM240 184H238L239 186H240ZM264 184V183H263ZM1 185V184H0ZM9 185V184H8ZM31 186H35V189L36 188H38L39 187V190H38V192H40V190L41 191H45L46 190V185H45V187H44V185L43 184H40L41 186H39V185H35V182L33 181V183H31L30 184ZM86 185H88L87 183H86ZM108 185V184H107ZM106 185V186H107ZM112 185V183L110 184V186ZM127 183L124 185L125 187L124 188H126L127 186L128 187H130L129 185H127ZM157 185H158V183H157ZM237 185V186H238ZM7 186V185H6ZM15 186V187H16ZM31 186H29V187H31ZM33 186V187H34ZM76 186H78V185H76ZM95 186V185H94ZM106 186H104V187H106ZM109 186V185H108ZM142 186L140 187V189L139 190H142L143 188H142ZM148 186V185H147ZM216 187V188H214V187ZM224 186V187H223ZM259 186H261L262 187V184H260ZM14 187V188H15ZM43 187L45 188V189H43ZM56 186H54V188H55ZM58 187V186H57ZM60 187V186H59ZM91 187V186H90ZM97 187V186H96ZM114 187H116V186H114ZM132 187V186H131ZM130 187V188H131ZM145 187V186H144ZM257 187L258 186H256V188L254 189L255 190V192H256V189H257ZM259 188L260 190H262L263 192H264V189H262V188ZM1 189L2 188H4V190L6 189L5 187H0ZM11 188V187H10ZM10 188H8V189H10ZM18 188V187H17ZM41 188V189H40ZM51 188H52V186H51ZM61 188V187H60ZM111 188V187H110ZM113 188V187H112ZM112 188H111V190H112ZM123 188V186L122 187H120V190ZM123 188V189H124ZM130 188H128V189H130ZM163 188L166 190V193L163 191ZM212 188H213V191H214V189H216V190H218L219 191V193L218 192H216V190L214 191L215 193H216V196H217V200H215V198H214V200H213V198H212V196H215V194L214 193H212ZM242 189H243V186L241 187ZM240 188V189H241ZM0 189V190H1ZM23 189V188H22ZM43 189V190H42ZM63 189H64V187H63ZM84 189H87L86 187H84ZM94 190V187H92L91 188V190ZM98 189V188H97ZM102 189V188H101ZM114 189V188H113ZM117 189V188H116ZM127 189V188H126ZM126 189H124V192H122V190H121V192L123 193H121L118 189H117V191H115V190H112V191H114V193H115V197H116V192H118V193H120V194H122V195H124L125 196V192H126ZM137 188H133V190H136ZM145 189V188H144ZM15 191L17 190V189H14ZM19 190V189H18ZM48 190V189H47ZM81 190V189H80ZM83 190V189H82ZM81 190V191H82ZM96 190V189H95ZM131 190V189H130ZM129 190V191H130ZM147 190V189H146ZM235 190V189H234ZM233 190V191H234ZM260 190H258L257 192V194H259V192H260ZM7 191V190H6ZM11 191V190H10ZM22 192H23V190H21ZM27 191V190H26ZM57 191V190H56ZM68 191V190H67ZM67 191L66 190H64V192H66L65 193V195H68V193H67ZM72 191V190H71ZM76 191H78V190H76ZM87 191H88V189H87ZM99 191H105V190H100V187H99V189H98V191L96 190V192H98L99 193ZM137 191V190H136ZM136 191H135V193H136ZM221 191V192H220ZM251 191H250V193H251ZM2 192V191H1ZM13 192V191H12ZM17 193H19L18 191H16ZM16 192H14V193H16ZM22 192H20V194L18 195V196H20L21 195V193ZM25 192V191H24ZM35 192H36V190H35ZM34 192V193H35ZM54 192H55V190H54ZM80 192V191H79ZM95 191H92L91 193H94ZM106 192V191H105ZM104 192V193H105ZM109 192V191H108ZM107 192V193H108ZM6 193H9V192H6ZM5 193V194H6ZM28 193V192H27ZM51 193V191H49V194ZM57 193V192H56ZM75 193V192H74ZM129 193V192H128ZM130 193H131V191H130ZM129 193V194H130ZM134 193V194H135ZM138 193H139V191H138ZM254 193V194H253ZM11 193H9V194H6L7 195V199H8V197H9V195H10ZM26 194V193H25ZM36 194V193H35ZM43 194H45L44 192L42 193V195ZM57 194H59V193H57ZM83 194V193H82ZM85 194V193H84ZM88 194V193H87ZM100 194V193H99ZM98 194V195H99ZM127 194V193H126ZM132 194V196L134 195L133 193H131ZM2 195V194H1ZM15 195V194H14ZM23 195H24V193H23ZM21 195V197H18V196H16L15 198L13 197L12 199H14L13 201L15 202V204H17V207L18 208H16V209H19V210H22L23 212H25V215H26V217H24L25 215H23L22 214V212H20L19 214L22 216V218L20 217V215L19 216H17L16 217V219L14 218L15 216H14V214H12V215H10V213H11V210L13 209L12 208V205H11V208L12 209H9V214H7L6 215V212H5V214H3L4 212H2L1 214H0V220H2V222H3V219L4 220H6L7 218H9V221L12 223V221H18L17 219H19V218H21V223H20V221H18V223H17V225H20V224H23L22 223V221H24L25 219L27 220L28 218H29V221H31V222H35L36 221V217H35V220L34 221H32V220H30V217L32 218V215H34V213L36 212V211H38V210H36V209H34V210H36V211H33V209H32V211H31V213L32 212H34L33 214H31L30 213V210L28 211L29 213H26V210H28V208L30 207L28 204H30V202L32 203V201L30 200L31 198H29L30 196L28 195V198H24V199H27V200H29L28 202L29 203H27L25 200V203L27 204V206H28V208L27 209H24V207L22 208V206H26V204H21L22 206H20V205H18V203H17V198H19V200H18V202L20 201H22V203H24L23 202V200H21V199H23V197L25 196L26 197V195ZM31 195V194H30ZM39 195V194H38ZM41 195V194H40ZM45 195H47V193L45 194ZM45 195H44V197H45ZM95 194H93V196H94ZM98 195H96L97 197H99ZM108 196H110L109 194H107ZM106 195V196H107ZM119 195V194H118ZM143 195V194H142ZM218 195H220V197L218 196ZM242 196V197H238V199H237V197H235V196ZM11 196H13V194L12 195H10V197ZM33 196H35V195H32V197ZM37 196V195H36ZM60 196V195H59ZM77 196V195H76ZM75 195H74V197H76ZM80 196V195H79ZM90 196V195H89ZM88 196V197H89ZM136 196V199L138 198L137 196V194L135 195ZM141 196V195H140ZM145 196V198L147 197V195H144ZM148 196H149V194H148ZM255 196V195H254ZM257 196V195H256ZM256 196H255V198H256ZM257 196V197H258ZM42 197V196H41ZM40 197V198H41ZM64 197V196H63ZM111 197V196H110ZM126 197H127V195H126ZM129 197V196H128ZM150 197H147V199L148 198H150ZM155 197V198H154ZM219 197V198H218ZM234 197V198H233ZM248 197V198H247ZM253 197V198H252ZM0 198H1V196H0ZM4 198V197H3ZM21 198V199H20ZM35 197H33V199H34ZM37 198V199H36ZM35 199H36V201L35 202H39V201H37L38 199H39V197H36ZM46 198V197H45ZM49 198V197H48ZM51 198V197H50ZM49 198V199H50ZM55 198V197H54ZM67 198H70L69 200L70 201H72V198H73V195H72V198H71V195L70 196H66V199H64V201L65 200H67ZM80 198V197H79ZM85 198H87L86 196H85ZM90 198V197H89ZM88 198V199H89ZM133 198V197H132ZM153 198V199H152ZM236 198V199H235ZM252 198V200L254 199V201L256 200L257 202H259V203H257L256 201V203H253V201L252 200H250ZM2 199V198H1ZM73 199H75V198H73ZM78 199V198H77ZM93 199V198H92ZM92 199H91V201H92ZM95 199H96V197H95ZM107 199L108 198H106V201H107ZM116 199H118V198H116ZM123 199V198H122ZM128 198H126V201H128L127 200ZM130 199V198H129ZM143 199V198H142ZM242 199H249L248 201H251V203L249 204V202L246 200V203H245V200H243L242 202H241V200ZM16 200V201H15ZM41 200H44V202L43 201H41ZM41 200H40V202H43V203H46L47 202V200H46V202H45V199L43 198H41ZM61 200V199H60ZM69 200H67V203H69ZM82 200H84L83 199V197H82ZM82 200H80L79 202H80V205H79V207H81L80 208V210H86V209H88V207L90 208V207H92V206H90V205H93V203L95 202H93V203H89V206H85V204H84V206H82ZM101 200H104V199H101ZM100 200V201H101ZM130 200H132L133 201V199H130ZM140 200H141V197H140ZM139 200V203L141 204V201ZM144 200V199H143ZM142 200V201H143ZM7 201H9V200H7ZM5 199H4V201H3V199H2V203L4 204V206H5V203L7 202ZM10 201H12V200H10ZM12 201V202H13ZM57 201V200H56ZM74 201V200H73ZM90 201V200H89ZM97 201H99L98 199H97ZM106 201H105V203L103 202L102 204H107L106 203ZM111 201V200H110ZM118 201V200H117ZM145 201V200H144ZM229 201V202H228ZM19 202V203H20ZM34 202V205H38V204H36ZM62 202V201H61ZM66 202V201H65ZM84 203H85V200L83 201ZM102 202V201H101ZM119 202V201H118ZM130 202V201H129ZM134 202V201H133ZM147 201H145V203H146ZM149 202V201H148ZM263 202H264V200H263ZM43 203H40V204H43ZM51 203V202H50ZM56 203V202H55ZM59 203H60V201H59ZM67 203H65L66 205H67ZM71 203V202H70ZM69 203V204H70ZM75 202H73V204H74ZM78 203V202H77ZM77 203H75V204H77ZM96 203V205H98L97 204V202H95ZM112 203H113V201H112ZM232 204L233 206L232 207H229V204ZM248 203V204H247ZM10 204V203H9ZM40 204H39V206H40ZM54 204V203H53ZM72 204V203H71ZM71 204L69 205V207H72L71 206ZM72 204V205H73ZM79 204V203H78ZM86 204H87V202H86ZM108 204H110L109 202H108ZM107 204V205H108ZM119 204V203H118ZM123 204H124V202H123ZM127 204V203H126ZM253 205V207L252 206H250V205ZM256 205V207H254L255 205ZM258 204V205H257ZM33 204L31 205V206H34ZM45 205V204H44ZM50 204H49V202H48V206H49ZM63 205H64V202H63ZM94 206V207H96L97 208V206ZM113 205H115V204H113ZM145 206V208H143L144 206ZM248 205V206H247ZM3 206V205H2ZM16 206V205H15ZM26 206V207H27ZM50 206H52V205H50ZM50 206H49V209H50ZM68 206V205H67ZM78 206V205H77ZM100 206V208H101V204H99L98 205V207ZM110 206V205H109ZM109 206H107L108 208H109ZM116 206V205H115ZM114 206V207H115ZM126 206V205H125ZM137 206H139V205H137ZM136 205H134V207L136 208L137 207ZM231 206V205H230ZM243 206V207H242ZM0 207H1V203H0ZM8 207V206H7ZM22 209H21V208ZM25 207V208H26ZM34 207H36V206H34ZM38 207V206H37ZM43 207L44 206H42L41 208H40V210L41 209H43ZM45 207H47V206H45ZM57 207V206H56ZM59 207H61L60 205H59ZM82 207H83V209H82ZM86 207V208H85ZM104 207V206H103ZM120 208L121 206H116V208ZM128 207V204H127V206L125 207L127 210H129V208L131 207H129V208H127ZM2 208V207H1ZM5 208H6V206H5ZM10 208V207H9ZM52 208V207H51ZM54 208V207H53ZM52 208V209H53ZM58 208V207H57ZM66 208V207H65ZM64 208V209H65ZM76 208V207H75ZM78 208V207H77ZM105 208H106V206H105ZM110 208H113V206H111ZM116 208H114L115 210H116ZM123 208L124 207H122V209H120L121 211V213L124 211L123 210ZM124 208V209H125ZM143 208V209H142ZM52 209H51V211H52ZM62 209V207L59 209V210H61ZM93 210H94V208H92ZM125 209V210H126ZM2 210L4 211V209L2 208ZM14 210V209H13ZM18 210V211H19ZM57 211L58 209H55L54 208V211ZM91 210V209H90ZM89 210V211H90ZM92 210V211H93ZM97 210H103L102 208L101 209H97ZM96 210V211H97ZM106 210H108V209H106ZM123 210V211H122ZM15 211V210H14ZM14 211H12V213L14 212ZM17 211V212H18ZM47 211V212H46ZM88 210H86V212H87ZM95 210H94V212H93V214L92 215H94V213L96 212ZM110 211V210H109ZM113 211V212H112ZM112 211H110L109 213H114V210L112 209ZM137 211V210H136ZM135 211V212H136ZM8 212V211H7ZM44 214H46V216H48V218H49V213H50V211L48 212V208H47V210H46V208H44ZM46 212V213H45ZM53 212V211H52ZM75 212V211H74ZM91 212V211H90ZM103 212V211H102ZM105 212H107V211H105ZM133 212V211H132ZM137 212H139L138 213V215L141 213L140 211H137ZM47 213H48V215H47ZM72 213H73V211H72ZM78 213V212H77ZM76 213V214H77ZM98 213V212H97ZM97 213L95 214V215H97ZM108 213V214H109ZM124 213H125V211H124ZM123 213V214H124ZM127 213V212H126ZM130 213L131 212H129V215H130ZM29 214H31V216L29 217ZM36 215L35 216H37V215H39V213L37 214V213H35ZM55 214H56V212H55ZM70 214H71V212H70ZM104 214H106V213H104ZM133 213H131V215H132ZM4 215L6 216V217H4ZM10 215V216H9ZM51 215V214H50ZM54 215V214H53ZM73 215V214H72ZM78 218L79 219H83L85 216H83V218H81V215H80V213H78ZM100 214H98V216H99ZM107 215V214H106ZM105 215V216H106ZM141 216L142 215H144L145 216V214H140ZM8 216V217H7ZM40 216V215H39ZM56 216H58V215H56ZM98 216H96V217H98ZM104 216V217H105ZM109 216V215H108ZM114 216H115V213H114ZM119 218H121L122 219V216L120 215V213H119ZM124 216V218H126L127 216H126V214H124L123 215ZM135 216V215H134ZM134 216H133V218H134ZM19 217V218H18ZM34 217V216H33ZM66 217H71L69 214H68V216H66ZM87 217V216H86ZM85 217V218H86ZM89 217V216H88ZM95 217V216H94ZM113 216H111V218H112ZM118 217V216H117ZM130 217V216H129ZM6 218V219H5ZM12 220H11V219ZM44 218V217H43ZM45 218H47V217H45ZM51 219L53 218L52 216L50 217ZM61 218H65V215L64 216H62ZM61 218H59L60 220H62ZM72 218H74L73 216H72ZM76 218V217H75ZM91 217H89V219H90ZM107 218V217H106ZM106 218H105V220H106ZM110 218V217H109ZM128 218V217H127ZM131 218H132V216H131ZM137 219L139 218V216L138 217H136ZM142 218H144V220H145V217H142ZM66 219V218H65ZM68 219V218H67ZM71 219V218H70ZM69 219V220H70ZM88 219V218H87ZM101 219V218H100ZM113 219V218H112ZM135 219V218H134ZM134 219H128V220H132L131 222H134L133 220ZM140 219H141V217H140ZM147 219V218H146ZM25 220V221H26ZM38 220V219H37ZM39 220H40V218H39ZM49 220V219H48ZM48 220H46L47 221V226L49 225L48 224ZM57 220V222L58 221H60V220H58V218L57 219H55V221ZM76 220V219H75ZM93 221L95 220V218H93L92 219ZM96 220L99 222L100 220L99 219H97L96 218ZM148 220V219H147ZM147 220H145V221H147ZM8 221V219L6 220V222ZM8 221V222H9ZM24 221V222H25ZM41 221V220H40ZM43 221V220H42ZM54 221V220H53ZM54 221V222H55ZM63 221V220H62ZM73 221V222H72ZM78 222H79V220H77ZM77 221H74L73 219H71V221L70 222H72V223H75L76 224V226H77V224H79ZM83 221V220H82ZM90 221V220H89ZM109 221V220H108ZM113 220H110L107 224H112L111 222H112ZM137 221V220H136ZM138 221H139V219H138ZM141 221H143L142 219H141ZM50 222H51V220H50ZM49 222V223H50ZM64 222L65 221H63V224L61 223V221H60V223H61V225H62V229L61 230H59V228L58 227H56V228H58V232L60 233V231H62V230H65V229H67V226H65L64 225ZM67 223H68V220L66 221ZM66 222H65V224H66ZM69 222V223H70ZM97 222V223H98ZM124 222V221H123ZM126 222H129V221H126ZM140 222V221H139ZM139 222H138V224H139ZM5 223V222H4ZM4 223H2V224H4ZM26 223H27V221H26ZM36 223V222H35ZM42 223H44V222H42ZM41 223V226H42V228H43V224ZM53 223V222H52ZM85 223V222H84ZM96 223V224H97ZM103 223H105L106 224V222H103ZM115 223V222H114ZM113 223V224H114ZM118 223V222H117ZM137 223V222H136ZM2 224H1V221H0V233L2 232L1 230H3V229H5L6 230V224L4 225L5 226V228H3L2 227ZM9 224V223H8ZM34 224V223H33ZM38 224H40L39 222H38ZM58 224H59V222H58ZM75 224H74V226H75ZM81 224V223H80ZM86 224H88V223H86ZM91 223L89 222V224L88 225H90ZM93 224H95V222H93ZM96 224H95V226H96ZM138 224H137V226H138ZM144 223H142V225H143ZM147 224V223H146ZM10 225H12V224H10ZM51 225V224H50ZM57 225V224H56ZM60 225V224H59ZM60 225V226H61ZM63 225H64V228L65 229H63ZM69 225H71V224H69ZM68 225V226H69ZM92 225V224H91ZM127 225H129V226H127ZM131 225H132V227H133V225H134V227L133 228H129V227H131ZM16 226V225H15ZM26 227L25 226V223H24V225H20V227H22V231H26L25 229H23L24 227ZM31 226H32V224H31ZM37 227H38V225H36ZM35 226V227H36ZM47 226H45L43 229H45ZM72 226H73V224H72ZM71 226V227H72ZM75 226V227H76ZM94 226V227H95ZM116 226V225H115ZM114 225H113V227H115ZM118 226V225H117ZM140 226H141V224H140ZM28 227H30L29 225H28ZM33 227V226H32ZM34 227V228H35ZM37 227H36V229H37ZM53 227V226H52ZM78 227V226H77ZM79 227H81L80 225H79ZM13 228V227H12ZM34 228H32V230H34ZM42 228L40 227V231H39V233L41 232L42 233ZM48 228H49V226H48ZM48 228H46V230L48 229ZM55 227H54V229H56ZM81 228H83V227H81ZM80 228V229H81ZM85 228V227H84ZM83 228V229H84ZM91 228H93V227H91ZM110 228H111V226H110ZM30 229V228H29ZM39 229V228H38ZM68 229H69V227H68ZM72 229H74V228H72ZM71 229V230H72ZM76 229H79V228H76ZM75 229V230H76ZM98 229V228H97ZM17 230H19V228H17ZM20 230V231H21ZM31 230V231H32ZM50 230V232L52 233V230H53V228H52V230H51V228L49 229ZM57 230V229H56ZM56 230L55 231H53V232H55V233H53L52 235L54 236V234H56L55 235V237H53L52 235H51V233H50V236L51 237H53V239L54 238H56V236L57 235H59V233L58 232H56ZM70 230V229H69ZM70 230V231H71ZM74 230V231H75ZM87 230V229H86ZM91 229H89V230H87L88 232L90 231ZM95 230H96V228H95ZM12 231H13V229H12ZM20 231H18L19 232V234L22 232H20ZM48 231V230H47ZM68 231V230H67ZM84 231V230H83ZM86 231V232H87ZM5 231H3V233H4ZM10 232V231H9ZM9 232H7L6 231V233H9ZM35 232V231H34ZM38 232V231H37ZM81 232V231H80ZM85 232V231H84ZM11 233V232H10ZM17 233V232H16ZM15 233V235H18V236H20L19 234H16ZM22 233H24V232H22ZM62 233H60V234H62ZM92 233H94V232H92ZM12 234V233H11ZM34 234V233H33ZM62 234V235H63ZM74 234V235H73ZM3 235V234H2ZM2 235L0 234V236L2 237ZM7 235V237L8 236H10V234H6ZM5 235V236H6ZM31 235V234H30ZM44 235H46V234H44ZM79 235V234H78ZM95 235V233L92 235V236H94ZM35 236V235H34ZM34 236L32 237V239H34ZM37 236V235H36ZM60 236V235H59ZM68 236L70 237V238H68ZM91 236V235H90ZM95 236V237H96ZM0 237V238H1ZM3 237H4V235H3ZM7 237H4V239L5 238H7ZM10 237H12V236H10ZM15 237H17V236H15ZM21 237H24V238H26L25 236H20L19 238H21ZM29 237V236H28ZM39 237V236H38ZM48 237H49V235L47 234L45 237L44 236H42V234H41V239L43 238V240H44V238H45V240H48ZM51 237H49L50 238V240H51V242L53 241L52 239H51ZM58 237V236H57ZM65 236L63 235L62 237L60 236V237H58V240L56 239V241L58 242L61 238H64ZM9 238V237H8ZM24 238H23V241H24ZM71 238V239H72ZM90 238H92V237H90ZM10 239V238H9ZM14 239H16V238H14ZM18 239V238H17ZM31 239V237H30V240H32ZM36 239V238H35ZM40 239V238H39ZM64 239H66V238H64ZM63 239V241H62V243L64 242L65 243V240ZM67 239H66V241H67ZM88 239V238H87ZM97 239V240H98ZM22 240V239H21ZM50 240L49 241H47L46 242V244L48 245V249H49V246H50ZM94 240H96V238H94L93 237V242H94ZM4 240L3 239H0V243L1 242H3ZM6 241V240H5ZM4 241V242H5ZM13 240H11V242H12ZM25 241H26V239H25ZM28 241H29V238H28ZM37 241L39 242V244H38V242H37V244H36V242H35V244L37 245V246H41V247H43L44 248V244H45V242H42V241H39L38 239H37ZM9 242H10V240H9ZM8 242V243H9ZM18 242V241H17ZM21 242V241H20ZM34 242L32 243L31 242V244H29L30 242H23V246L22 247H24V245L25 246H27L26 248L28 249V245L27 244H29L30 245V247H32L33 246V248H35L34 246H35V244H34ZM50 242V243H49ZM68 242V241H67ZM72 242V241H71ZM80 242V241H79ZM78 242V243H79ZM93 242H91L92 244H93ZM5 243H7V242H5ZM16 243V242H15ZM27 243V244H26ZM40 243H44V244H40ZM53 243V242H52ZM52 243H51V247L50 248H52ZM59 243L60 244H62L60 241H59ZM64 243H63V247H64ZM76 243H77V241H76ZM75 242H74V244H76ZM96 243H95V246H96ZM3 246L5 245L4 243H1ZM1 244H0V246H1ZM33 244V245H32ZM80 244V243H79ZM18 243H17V246H15L14 245V248H16V247H18ZM20 245H22V244H20ZM32 245V246H31ZM69 245V244H68ZM68 245H66L65 244V249L66 248H68L69 246ZM71 245H73L72 243H71ZM70 245V246H71ZM8 246V245H7ZM10 246V245H9ZM36 246V247H37ZM66 246H68V247H66ZM79 246V245H78ZM80 246H82V244L80 245ZM6 246H4L3 248H5ZM21 247V246H20ZM30 247H29V250H30ZM46 247V246H45ZM74 247V245L72 246V247H70V248H68V249H71V248H73ZM13 248V249H14ZM19 248V247H18ZM25 248V247H24ZM33 248H31V249H33ZM42 248V249H43ZM58 248H61V247H58V245L57 244H54V250L56 249L57 250V257H55V258H53V253H52V251H50L51 253V256H52V258H49V255L48 256H46V253H45V255H44V251H46V249H47V247H46V249L45 250H43L42 252H41V254H42V256L40 255V252L38 251V250H40V247L39 248H35V251L34 250H32L34 253H36V250L39 252H37L38 253V255L39 256H41L43 259H44V264H72V263H74V264H79L80 262H82L81 261V259L80 260H78L77 258H76V254H78V253H76L75 255L73 254V252H71L70 253V251H72V249L69 251V250H65L64 252L62 251V249H61V251L62 252H59V250H58ZM6 249H8V247H6ZM10 249V248H9ZM20 249V248H19ZM41 249V250H42ZM74 249V248H73ZM80 249V248H79ZM24 250V249H23ZM50 250V249H49ZM49 250L47 251L48 253H49ZM76 250V248L74 249V251ZM4 252H6V250H3ZM20 251V250H19ZM31 251V253H33ZM68 251V252H67ZM79 251V250H78ZM80 251H82V250H80ZM1 252H2V250H1ZM11 252L13 253L14 251L13 250H9V255H11ZM20 252H22V251H20ZM20 252L18 253V251L17 252H15L16 254L18 253V254H20ZM24 252V251H23ZM14 253V254H15ZM25 254H26V252H24ZM27 253H29V252H27ZM37 253L35 254V257L36 256H38L37 255ZM67 253V255H64V254H66ZM75 253V252H74ZM7 253H5V255H6ZM15 254V255H16ZM80 254V253H79ZM2 255H4V254H2ZM2 255H0V256H2ZM4 255V256H5ZM13 255V254H12ZM12 255L11 256H5V259H6V257H11L10 259H12ZM21 255V254H20ZM90 256V257H88L87 258V256ZM92 255V254H91ZM25 256V255H24ZM24 256H22L21 255V257H24ZM33 256H34V254H33ZM39 256L38 257H36L35 259L33 258V257H31V259L33 260L32 261V264H33V262H35V263H37L39 260H36V259H39ZM15 257H17V256H15ZM15 257H13V260L12 261H14V258ZM20 257V256H19ZM27 257V256H26ZM25 257V258H26ZM30 257V256H29ZM29 257H28V261L27 262H29L30 260H29ZM40 257V259H42ZM0 258H2V257H0ZM4 259V260H5ZM17 260H19L18 258H16ZM9 260V259H8ZM16 260V261H17ZM20 260H21V258H20ZM20 260L19 261H17V263L16 264H18L19 262H20ZM35 260V261H34ZM83 260V259H82ZM16 261H14L13 263L15 264V262ZM0 262H1V260H0ZM3 262V261H2ZM25 262V261H24ZM27 262H25V264L27 263ZM4 263V262H3ZM5 263L6 264H9V263H11V261L9 262V263H7L6 261H5ZM4 263V264H5ZM12 263V264H13ZM2 264V263H1ZM27 264H31V263H27ZM38 264H40V261H39V263ZM41 264H43V260H41ZM88 264V263H87Z\"/></svg>",
    "mask_w": 264,
    "mask_h": 264
},
{
    "label": "clouds",
    "instance_id": "3",
    "mask_svg": "<svg viewBox=\"0 0 264 264\" xmlns=\"http://www.w3.org/2000/svg\"><path fill=\"white\" fill-rule=\"evenodd\" d=\"M213 4V19L227 20L228 33L239 38L243 31L241 18L250 15L246 0H213ZM123 90L142 112L146 123L127 119L121 112L105 119L93 130V134L113 169L131 181L136 179L138 164L153 153L151 138L165 142L182 139L190 125L191 114L174 94L171 80H161L157 88L155 83L132 79L125 82ZM96 226L101 232L111 230L103 222H98Z\"/></svg>",
    "mask_w": 264,
    "mask_h": 264
}]
</instances>
